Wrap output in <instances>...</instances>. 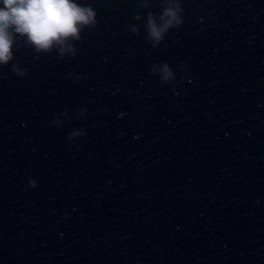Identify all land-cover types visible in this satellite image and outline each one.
<instances>
[{
	"label": "water",
	"instance_id": "obj_1",
	"mask_svg": "<svg viewBox=\"0 0 264 264\" xmlns=\"http://www.w3.org/2000/svg\"><path fill=\"white\" fill-rule=\"evenodd\" d=\"M78 2L75 56L0 69V264H264V0H182L156 49L160 0Z\"/></svg>",
	"mask_w": 264,
	"mask_h": 264
},
{
	"label": "clouds",
	"instance_id": "obj_2",
	"mask_svg": "<svg viewBox=\"0 0 264 264\" xmlns=\"http://www.w3.org/2000/svg\"><path fill=\"white\" fill-rule=\"evenodd\" d=\"M152 0H138V10L151 7ZM160 13L149 11L146 23L142 25L146 41L156 49L172 29L183 25L182 0H160ZM97 12L91 6L82 5L78 0H0V69L12 64V73L23 78L26 71L13 63L14 47H28L39 57L54 50L59 59L66 55L75 56L74 42L81 39L85 29L95 30ZM132 21L142 19L137 12ZM128 31L139 35L140 27L129 26ZM160 69V83L166 85L174 80V74L167 63L154 65L150 71L153 75ZM82 114V113H81ZM57 126L60 120L53 121ZM83 135V131H73L69 140ZM28 186L36 188V181L29 179Z\"/></svg>",
	"mask_w": 264,
	"mask_h": 264
}]
</instances>
